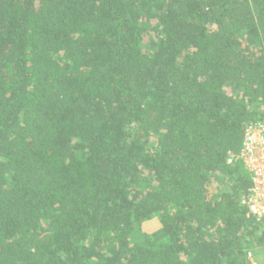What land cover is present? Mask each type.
Wrapping results in <instances>:
<instances>
[{
    "label": "trees",
    "instance_id": "16d2710c",
    "mask_svg": "<svg viewBox=\"0 0 264 264\" xmlns=\"http://www.w3.org/2000/svg\"><path fill=\"white\" fill-rule=\"evenodd\" d=\"M261 121L264 0H0V264H252Z\"/></svg>",
    "mask_w": 264,
    "mask_h": 264
},
{
    "label": "built area",
    "instance_id": "2783aa9c",
    "mask_svg": "<svg viewBox=\"0 0 264 264\" xmlns=\"http://www.w3.org/2000/svg\"><path fill=\"white\" fill-rule=\"evenodd\" d=\"M236 161L243 164L251 182L241 203L249 215L264 219V121L249 125L244 132L239 152L227 155V164L232 165ZM256 256L249 252L247 259L252 264H264V250L260 257Z\"/></svg>",
    "mask_w": 264,
    "mask_h": 264
},
{
    "label": "rangeland",
    "instance_id": "374dc122",
    "mask_svg": "<svg viewBox=\"0 0 264 264\" xmlns=\"http://www.w3.org/2000/svg\"><path fill=\"white\" fill-rule=\"evenodd\" d=\"M158 227H159V220L157 218H153V219H151V220H149L143 224L142 231L144 233H151V232L155 231ZM262 254L263 253H259L256 256V258L260 257V255H262ZM257 260L260 261L259 259H257Z\"/></svg>",
    "mask_w": 264,
    "mask_h": 264
}]
</instances>
